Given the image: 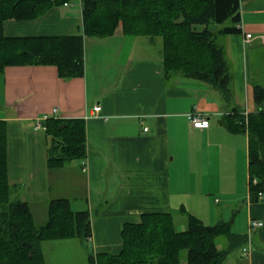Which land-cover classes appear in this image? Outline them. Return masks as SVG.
<instances>
[{"label":"crops","instance_id":"obj_1","mask_svg":"<svg viewBox=\"0 0 264 264\" xmlns=\"http://www.w3.org/2000/svg\"><path fill=\"white\" fill-rule=\"evenodd\" d=\"M242 6L241 31L216 38L231 74L227 102L203 81L165 77L161 41L125 35L121 25L104 38L83 37L81 76L63 79L51 64L7 65L0 72V120L6 126L11 197L28 203L35 225L46 220L52 198H68L72 209L89 212L91 235L86 239L41 241L46 264H91L89 253H117L122 224L139 221L145 212H187L212 224L220 210L211 207L210 202L219 199L211 200L210 195L222 194L223 181L232 187L231 200L244 201L245 207H240L244 226L231 230L247 236L251 250L247 256L240 253L244 242L236 251L239 258L231 251L222 264H264V201L249 200L247 133L231 131L223 123L233 108L252 111V87L264 83L261 70L249 58V53L264 50L260 38L264 0H242ZM3 32L8 36L81 33L80 1L53 6L34 19L6 20ZM245 32L253 36L248 41ZM97 104L100 110L95 113ZM53 107L58 118H81L85 127V156L57 167L47 164L51 139L44 125L35 127L42 114L49 112L47 118H55ZM195 113L207 118L208 125H191L188 115ZM143 126L148 129L143 131ZM242 174H246L244 186ZM236 185H240L237 193ZM250 218L263 225L249 230ZM178 222L183 229L180 214ZM217 245L226 246L225 238H219Z\"/></svg>","mask_w":264,"mask_h":264},{"label":"trees","instance_id":"obj_2","mask_svg":"<svg viewBox=\"0 0 264 264\" xmlns=\"http://www.w3.org/2000/svg\"><path fill=\"white\" fill-rule=\"evenodd\" d=\"M71 0H0V72L7 65L51 64L63 79L83 75V37L104 38L121 25L129 36L161 38L165 77L182 75L216 88L230 98L231 74L217 35L241 31L242 0H79L82 32L70 35L8 36L3 23L43 15ZM215 25V28H211ZM254 109L233 110L223 117L231 131L247 133V192L250 201H264V83L252 87ZM51 139L47 164L63 165L86 154L81 118L43 120ZM7 179L6 126L0 120V264H46L45 239L91 235L89 212L74 210L65 197L48 201L46 220L35 225L28 203L11 197ZM259 193H261L259 196ZM185 226L176 227L170 212H145L137 222H124L117 253L88 254L91 264H222L247 236L231 230L230 221L204 223L184 212ZM225 238L226 246L217 240Z\"/></svg>","mask_w":264,"mask_h":264},{"label":"rangeland","instance_id":"obj_3","mask_svg":"<svg viewBox=\"0 0 264 264\" xmlns=\"http://www.w3.org/2000/svg\"><path fill=\"white\" fill-rule=\"evenodd\" d=\"M240 12H241V14L244 13L243 6L240 8ZM153 38H154V40L156 42H160L161 41L160 36H155ZM219 38L220 37H218V40H220ZM247 52H248V50H247ZM249 58L252 59V64L254 66L258 67V70L259 71L261 70V74L263 76L262 78H264V50H262L261 48L259 50L257 49V51H254L251 54V56H250V53H249ZM244 182H246V174L245 175L242 174L241 186L242 185L243 186L245 185ZM227 183H228V181H223L222 182L223 188L220 189V190L223 191L222 194H220L219 192H216L215 194H211L210 195L211 200H213V198L215 196L218 197V199H219V202H213V201H211L210 202L211 203V207L213 209H219L220 210V214L218 215L217 220L218 219L228 220L230 217H232L233 220H232V223H231L232 225L231 226L234 227V228H238L240 226L242 227V226H244V220L242 219L243 217H242V213L240 211V207H245L244 206V201L241 198H239L237 200L236 199H233V200L230 199V197L232 196V194H230V191H231L230 189L232 187L231 186L228 187L227 186ZM239 188H240V185H236L234 187L236 193L238 191H240ZM225 194H227V195H225ZM179 214H180L181 218L185 219V215L182 212L179 213ZM179 214L172 213L173 220L176 223V227L177 228L180 227L179 226V222H178V216H179ZM213 214H215V213H213ZM37 221H39L38 218H37ZM212 221H214V220H212ZM37 223H40V222H37ZM59 248L60 249H63V246H60ZM257 249H260V248H257ZM237 250L238 249H234V250H232V253H231L235 258H239L238 254L236 252ZM239 251H240V249H239Z\"/></svg>","mask_w":264,"mask_h":264},{"label":"built area","instance_id":"obj_4","mask_svg":"<svg viewBox=\"0 0 264 264\" xmlns=\"http://www.w3.org/2000/svg\"><path fill=\"white\" fill-rule=\"evenodd\" d=\"M64 4H66V3H64ZM238 25H240V28H241V22ZM252 37L253 36H252L251 32H245L244 33L245 40L248 41ZM260 38L264 41V35H260ZM99 110H100V105L97 104V105L93 106V111L95 113H97ZM48 113L42 114L36 118L35 127H37V128L42 127L43 120L49 116ZM51 114L55 115V117H60L57 113L56 107L51 108ZM188 118H189L191 125H193L194 127H205L208 125V119L204 118V117H202L196 113L195 114H189ZM147 129H148L147 126H143V131H146ZM260 194L261 193H259V196H261ZM262 225H263V221L256 219V218H250L248 221L249 230L257 228V227L262 226ZM250 250H251V242H250V239L248 238L245 242V245H242L240 247V253L244 256H247L250 253Z\"/></svg>","mask_w":264,"mask_h":264}]
</instances>
